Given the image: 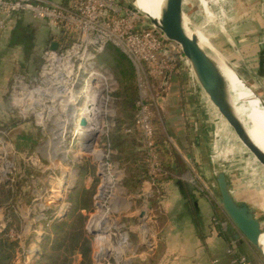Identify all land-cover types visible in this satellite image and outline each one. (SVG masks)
<instances>
[{"label":"rangeland","instance_id":"rangeland-1","mask_svg":"<svg viewBox=\"0 0 264 264\" xmlns=\"http://www.w3.org/2000/svg\"><path fill=\"white\" fill-rule=\"evenodd\" d=\"M118 1L133 10L134 5L136 6L134 0ZM238 1L240 0L183 2L186 22L193 30L204 35L206 49L210 53H217L236 71L241 66L233 56L226 38L229 36L234 41L241 33L236 30H242V27L239 28V20L234 18L245 8L240 7ZM136 11L138 17L144 18L140 11ZM17 24H20V28L16 27ZM140 25L138 21L136 26ZM60 36L49 21L35 19L29 13H23L20 21L16 20L3 36V41L9 44V51L0 47V62L9 70L8 97L10 111L15 118L0 125V235L16 244L11 264H35L44 248L49 251L55 240L69 231L72 234L82 232L90 240V264H153L151 257L155 235L152 230L154 232L155 224L152 217H149L152 213L150 206L156 208V202L163 195L162 183L176 184L180 176L177 177L174 172L182 174L181 170L164 164V157L157 143L161 142V132L155 125V113L151 111L158 171L151 169L142 134L135 126L137 102L142 96L147 97L145 90L148 84L152 85L157 79L145 77L134 67L137 95L132 106L128 103L130 92L112 71L110 57L106 52H96L92 61H87L85 67L76 70L79 74L75 84V105L78 107L76 121L85 101V91H99L96 93L97 100L101 97V115L99 122H96L100 131L95 151L84 153L79 148L80 136L74 125L68 127L64 134L65 140H61L63 137L60 138L59 135V124L68 118L69 121L73 119L69 112L74 104L69 100L74 97H66V109L59 106L58 102L55 104L56 110H52L55 102L52 105L49 103L51 106L40 102L42 106L39 111L36 105L37 94L31 97L28 93L40 84L38 74L44 63L47 45L52 38ZM77 64L78 62L76 66ZM183 71L189 73L188 70ZM100 74L105 77L101 78ZM191 77L199 87L194 74ZM19 80L26 83L28 89L27 94L22 97L27 109L20 103H15L12 98L14 89L20 90ZM140 84L143 86L140 87ZM44 100H48L45 95ZM222 121L226 124L223 119ZM226 127L231 137L218 141L217 150L222 151L221 154L217 153L220 155L214 160L225 167L232 163L231 179L236 176L241 185L254 186L257 194V189L261 192L263 187L259 185L264 184V169L242 146L227 124ZM126 128H130V132H124ZM52 130L57 132L56 136H53ZM143 180L150 183L151 190L148 194L141 190ZM215 190L211 200L217 206L220 205L217 187ZM141 211L147 215L145 220L140 218ZM154 212L158 214L157 209ZM102 219L105 227L103 230L98 229ZM59 220H65L66 225L55 230L52 224ZM145 229L149 230V235L144 238ZM262 230L264 232V223ZM47 235L48 239H44ZM124 235L126 240L122 242ZM104 237L108 241L107 249H104ZM256 254L263 261L259 250H256ZM67 255L69 264L81 263L82 257L77 251Z\"/></svg>","mask_w":264,"mask_h":264},{"label":"crops","instance_id":"crops-1","mask_svg":"<svg viewBox=\"0 0 264 264\" xmlns=\"http://www.w3.org/2000/svg\"><path fill=\"white\" fill-rule=\"evenodd\" d=\"M52 1L66 4L68 0ZM249 1L237 2L245 8L235 15L242 30H236L241 31L239 36H234L236 39L233 37L238 51H232L241 66L237 73L264 101V0ZM5 33L0 36V47L9 51V44L3 41ZM9 80V70L1 61L2 126L15 119L10 111ZM145 92L151 111L156 115L155 125L161 132V143H170L185 165L182 174L174 172L177 177L180 176L176 184L162 183L164 192L156 202V208L150 206L152 213L149 217L155 224L154 232L152 230L155 235L151 257L153 264H232L237 255H245L252 264H264V260L256 254L258 248L239 235L221 206H216L211 200L216 193V171L224 168L230 179L233 197L253 205L261 226L264 223V184L259 185L263 187L261 192L257 189L256 194L254 186L241 185L236 176L231 179L232 163L225 167L214 160L222 151L217 150L218 141L231 137L218 112L186 71L171 74L166 80L153 81ZM141 190L146 194L150 192L148 180L142 181ZM148 232L146 229L143 231L144 238L148 237Z\"/></svg>","mask_w":264,"mask_h":264},{"label":"built area","instance_id":"built-area-1","mask_svg":"<svg viewBox=\"0 0 264 264\" xmlns=\"http://www.w3.org/2000/svg\"><path fill=\"white\" fill-rule=\"evenodd\" d=\"M19 13H29L36 19L49 21L61 35L52 41L57 43L56 49H51L49 44L44 52V63L38 74L40 84L28 92L31 97L37 94L36 105L39 111L40 102L47 106L55 102L53 107L58 102L59 106L65 108L66 97L76 91L75 84L79 76L76 70L85 67V63L92 61L96 52L103 51L107 45L120 49L136 71L145 77L161 80L166 74L169 77L183 70L193 74L178 44L166 39L144 18L138 17L135 9L126 7L118 0H68L66 4L52 0H0V36L11 29ZM138 21L140 26H136ZM19 82L20 90L14 89L12 98L15 103L27 109L22 97L28 89L26 83L22 80ZM144 97L137 102L135 126L142 134L151 169L158 171L151 107ZM73 104H76L75 96ZM130 130L126 128L127 132ZM232 264L252 263L245 255H237Z\"/></svg>","mask_w":264,"mask_h":264},{"label":"water","instance_id":"water-1","mask_svg":"<svg viewBox=\"0 0 264 264\" xmlns=\"http://www.w3.org/2000/svg\"><path fill=\"white\" fill-rule=\"evenodd\" d=\"M183 2L184 0H165L164 7L161 10V19L159 20L140 13L166 39L178 44L191 67L199 87L208 101L226 122L228 127L231 128L242 146L264 169V150L253 140L237 110V106L247 109V100H235L233 98L228 80L213 55L199 44L196 35L187 32L184 26L185 15L183 12ZM133 8L138 10L135 5ZM226 39L232 50L237 52V46L233 39L229 36ZM56 47V42L50 44L51 49H56ZM235 72L239 79L248 86L247 82L243 80L236 70ZM167 78L168 74L165 75L164 80ZM92 94L89 105L87 106L86 115L79 116L76 121L75 114L74 118L69 122V126H76L78 123L83 127V133L80 135L79 148L84 153H93L95 151L94 146L100 131L98 128L96 129L95 124L100 120L101 98L97 100L96 92ZM255 96L258 98L259 106L264 110L263 99L259 95ZM97 103H99V107H97ZM92 120H94L93 123ZM215 181L221 208L235 225L239 235H242L251 245L256 246L264 260V252L259 246V237L263 230L260 221L257 219L254 206L246 201H237L233 197L230 179L225 170L219 169L216 171ZM146 216L144 211L140 212V218L142 220H145L147 218ZM142 229L141 227L140 230L142 231Z\"/></svg>","mask_w":264,"mask_h":264},{"label":"trees","instance_id":"trees-1","mask_svg":"<svg viewBox=\"0 0 264 264\" xmlns=\"http://www.w3.org/2000/svg\"><path fill=\"white\" fill-rule=\"evenodd\" d=\"M22 15L23 13L17 14L15 20L20 21ZM16 27L20 28V24H17ZM47 46H49V44ZM103 51L106 52L110 57L112 71L123 82L124 88L130 92L131 98L128 103L133 106L137 95L135 69L133 64L131 63L130 59L114 45H107ZM110 135L111 133H109L108 135L109 141L111 139ZM157 143L164 157V164L167 167H173L174 169L178 170H182L183 168H185L180 155L176 152L175 149H173L170 144H167L165 142ZM109 146L111 145L109 144ZM143 176L145 177V175ZM178 185L179 187H182V184ZM64 225H66L65 220H59L56 224L53 223L52 227L56 230L60 229ZM48 237L49 236L47 235L44 237V239H48ZM15 245V242H11L7 237L0 235V264H11ZM76 251L80 253L82 257L80 264L91 263L90 240L85 237L82 232H80L79 234H72L69 231V233L67 232L58 237V239H56L52 244L49 251H46L44 248L35 264H69L70 260L68 259L67 254H73Z\"/></svg>","mask_w":264,"mask_h":264},{"label":"bare ground","instance_id":"bare-ground-1","mask_svg":"<svg viewBox=\"0 0 264 264\" xmlns=\"http://www.w3.org/2000/svg\"><path fill=\"white\" fill-rule=\"evenodd\" d=\"M134 1L136 3V6H137L136 8L141 13L146 14V15L154 18L155 20L161 19V10L164 7L165 0H134ZM186 19L184 17V26H185L187 32L189 34L196 35L197 39L199 41V44L202 47L207 48V46H206L207 41H206V38L204 37V35L200 32L193 30L189 26V24L186 22ZM211 53H212L214 59L217 61L220 69L223 71L225 77L228 80L229 87L232 91L233 98L235 100H243V99L247 100V102H246L247 107H248L247 109H243V108H240V106H237L239 116L241 117V119H243L244 123L246 124L247 129L249 131V134L254 138L253 140L264 150V110L259 106L258 98L255 96L258 94L255 92V90L251 86L248 85L249 86L248 87L247 85H245L239 79V77L236 75L235 70L230 65H228L221 57H219V55H217V53H214V52H211ZM98 92L99 91H97L96 93H98ZM69 94H70L69 96H73V97L75 96V92L72 94L71 93H69ZM92 95L93 94L90 92L85 94V101H84L83 105L81 106L80 112H79L80 116L86 115L87 106L89 105V102H90ZM69 102L74 103V99L69 100ZM39 106H40V110H41L42 104L39 103ZM71 108L72 109H70L69 115H71V113H72L71 117L74 118V115L76 114V112H78V109H77L78 107L76 105H74ZM52 110H56V105H54V107H52ZM69 122L70 121L68 118L67 120H65L64 122L59 124L60 125L59 135H60V138L63 137L61 140H65L64 139L65 138L64 133H66V131L69 127ZM95 125H96V129H97L98 125L97 124H95ZM75 129H76V133L79 136L82 135L83 127H81L77 123L75 126ZM55 132L56 131L52 130V134H54L53 136L57 135V132L56 133ZM54 139H56V141H58V139L56 137H54ZM59 148H61V150H62V146H60ZM61 152H63V151H61ZM53 155H54V153H53ZM99 219H101V218H99ZM102 221H104V219H102L99 222V228H98L101 230H103L105 228L103 226ZM105 238L106 237H104V239ZM125 240H126V237L124 235L122 237V242H124ZM104 241H103L104 242L103 243L104 249L105 248L107 249L108 248V245H107L108 241L106 239ZM146 243H147V241H146ZM259 246H260L261 250L264 252V232H262L260 237H259Z\"/></svg>","mask_w":264,"mask_h":264}]
</instances>
